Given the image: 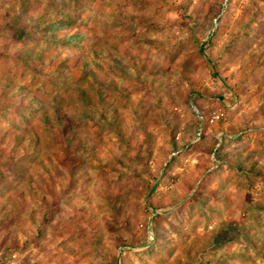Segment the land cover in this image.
<instances>
[{
  "label": "rangeland",
  "instance_id": "1",
  "mask_svg": "<svg viewBox=\"0 0 264 264\" xmlns=\"http://www.w3.org/2000/svg\"><path fill=\"white\" fill-rule=\"evenodd\" d=\"M189 5L182 6L185 13ZM149 6L145 0H130L124 4L126 14H123L121 5L116 4L117 15H123L130 23H126L120 32H107V39L102 36L98 43L91 38L94 27L89 21L82 16L73 19L72 13L66 7L57 8L54 0L43 6V12L34 7L33 0H11V3L0 0V8L11 9L0 15V47L3 49L0 51V99L8 101L18 96L27 100L31 97V105L22 101L14 116L10 104H0L4 122L17 133L8 158L0 164V168L6 170L0 171V201L3 202L0 203V234L3 235L0 252L3 262L13 264V254L19 251L27 253L19 264H90L85 249L111 241L90 236L87 228L80 231L87 224L88 209L85 206L95 214L108 205L114 186L107 183L106 177L115 176L125 184H133L139 179L129 175L135 173V168L127 154L144 132L153 139L149 161L155 155V144L163 147L164 137H153L154 125L148 121L150 113L165 106L175 117L173 123L167 125L174 129L168 133L173 162L176 139L181 135L182 127L185 134L187 131L192 133L190 142L184 147L203 151L212 163L219 160L222 168L228 163L223 157L227 156L225 149L230 142L240 143L247 138V146L238 153L245 164L235 165L234 170L248 178L250 188L257 189L255 195L251 191L246 194L248 215L264 217V188L261 187L264 174L260 173L264 169L255 159L264 153V132H261L264 125L253 123L264 119V10L252 12L242 31L234 35L223 26V17L218 19L214 15L215 6L208 5L207 11L201 6L194 10V22L190 26L184 25L189 28V35L185 36L183 31L171 30L163 6L153 11L156 19L142 16ZM253 7L258 8L255 4ZM57 10L65 19L59 18L61 14L51 19V13ZM34 11L39 14L30 23L27 17ZM184 18L193 19L190 16ZM18 31L21 32L20 39L12 33ZM142 31H147L148 35H141ZM34 33H39V38ZM13 48H16L15 52ZM65 48L72 56L64 55ZM176 50L184 53L179 64L173 55ZM226 51L230 53L227 58ZM100 76L107 77L111 83L112 111L117 115V124L110 136L101 135L97 145L92 142L94 133H90L88 144L74 148V140L65 141L66 150L49 134L38 152L34 149L32 153L21 155L27 132L21 135L16 121L29 117L25 119L28 131L34 126H45L47 131L49 102L54 101L58 93L71 89L79 77H83L80 85L83 88L90 79ZM178 91L188 100L196 98L200 104L182 103L176 95ZM205 101L211 102L207 108L218 107L228 114L227 119L221 116L217 121L219 131L216 136L210 137L209 130L213 125L203 115ZM35 105L40 106V111L34 110L32 106ZM184 108L189 110L193 120L185 122ZM237 119L245 122L244 127L239 129V135L229 137V132L237 131ZM217 145L220 146L218 152L215 151ZM91 153L94 155L89 159ZM4 155L5 151L0 150V159ZM136 155L139 157L142 153ZM152 179L156 186H163V180ZM81 191L84 194H80ZM152 191L154 193L155 188ZM54 193L60 194L59 198L49 204ZM219 196L223 202V192ZM81 213H84L82 218ZM193 215H198L195 209ZM57 217L60 218L58 221ZM33 227L34 235L21 247L17 232L27 235ZM219 232H224L225 236L234 235L231 226L227 231L222 226ZM214 235L211 236L210 251L207 243L201 245L205 251L198 264H264V256L257 253L260 247L251 246L254 240V245L264 247V219L260 221L261 239L243 236L247 245L244 252L231 251L230 246L238 243V238L222 244L214 241ZM165 255L169 264H194L195 260L190 249L178 246Z\"/></svg>",
  "mask_w": 264,
  "mask_h": 264
},
{
  "label": "clouds",
  "instance_id": "2",
  "mask_svg": "<svg viewBox=\"0 0 264 264\" xmlns=\"http://www.w3.org/2000/svg\"><path fill=\"white\" fill-rule=\"evenodd\" d=\"M9 2L11 3V0ZM50 2L53 0H33L34 7H39L40 12H43V6ZM129 2L130 0H94V2L93 0H54L57 8H67L72 13L73 19L82 16L89 21L94 27V34L91 38L96 39L98 43L101 42L102 36L107 39L105 35L107 32H120L126 23H130L123 19V15L116 13V4H120L121 12L126 14L123 6ZM145 3L150 6L141 14L142 16L156 19L152 15L153 11L163 6L168 14L165 18L170 20L171 30L177 33L183 31L185 36L189 35V28L184 25L190 26L194 22L196 19L194 10L201 6H204L205 11L208 5L215 6L214 15L218 19L222 16L223 26L228 27L229 32L234 35L242 31L244 23L247 22L252 12L264 10V0H190V5L189 0H145ZM254 4L258 8L253 7ZM184 5H189L186 13L182 7ZM5 11H11V9L0 8V15ZM38 14L35 11L30 12L27 17L28 21L34 22ZM189 16L193 19L184 18ZM56 18V14L51 13V19ZM59 18L65 19L63 15ZM201 19H203L202 16ZM140 34L147 36L148 32L142 31ZM34 35L37 38L40 36L39 33H34ZM18 47L19 45L16 46ZM16 48L12 51L15 52ZM0 51H3L2 47ZM63 51L65 56H72L67 48ZM161 51H163L162 48ZM229 54L226 51L225 57L227 58ZM173 55L177 58V64L184 59V53L181 50H176ZM82 80L83 77H79L73 82L71 89L58 93L54 101L49 102L47 131H45V126L40 128L34 126L28 131L25 119L29 117L16 121L21 135L27 132V140L21 155L32 153L34 149L38 152L43 146L42 141L48 138L49 134L66 150L65 141L74 140V148L81 144H88L90 133H94L92 142L97 145L100 143L101 135L110 136L117 124V115L112 111L111 83L105 76L93 77L81 88ZM176 95L182 103L200 104L196 98L188 100L181 96L179 91ZM22 101L31 105V97L23 100L18 96L8 101L0 99V104H10L14 116L16 107ZM210 103V101L203 102L205 107L203 115L205 120H210L213 125V128L209 130L211 137L216 136L219 131L217 121L221 116L227 119L228 114L218 107L207 108ZM32 107L35 111H40L39 105ZM183 112L185 122L193 120L188 109L184 108ZM174 120L175 117L167 106L150 113L148 122L154 125L153 137L163 136V147L156 143L155 155H152L149 161V156L153 152V139L149 138L148 132H144L127 154L135 168V173H129V175L138 176L139 179L133 184H125L117 180L115 176H108L106 177L107 183L114 186L108 205L102 206L104 210L95 214L90 207L85 206L88 209L87 224L81 227L80 231L83 232L87 228L90 236L103 237L105 241H111V243L92 245L85 249L89 255L90 264H169L165 252L177 246L190 249L195 258L194 264H198L205 251L201 245L207 243L209 245L207 250L210 251L211 236L218 235L222 226L225 231L231 226L234 236L238 238L239 242L230 246L232 252L245 251L247 245L243 239L244 235L261 239L260 221L264 217L259 215L250 217L246 204V194L251 191L255 195L257 189L250 188L248 178L234 170L235 165L245 164V160L239 157L238 153L247 146V138L240 143L230 142V146L225 149L227 156L223 157L228 163L222 168L219 160L212 163L203 151H192L184 147L190 142L192 133L187 131L185 134L186 130L182 127L181 135L176 139L177 148L175 162H173L174 157L171 155L172 147L168 133L174 129L167 125L173 123ZM235 123L237 131L229 132V137L239 135V129L244 127L245 122L237 119ZM253 123L264 125V119L253 121ZM225 131H227V126H225ZM261 132H264V127H261ZM16 135L15 130L9 129L7 123L4 122V117L0 115V150L5 151L0 164L3 163V159L8 158L7 153L14 147L13 137ZM253 147L256 145L254 144ZM219 150L220 146L217 145L215 151ZM136 153H142V155L137 157ZM92 155L94 153L89 155V159ZM255 159L259 161V167L264 169V153L258 154ZM141 160L142 163L139 162ZM0 171L6 170L0 168ZM152 178L163 180V186H156ZM261 187L264 188V185ZM153 188H155L154 193ZM221 192L224 194L223 202L220 201ZM80 194L84 193L81 191ZM59 195L54 193L53 197L49 198V204L53 199H58ZM0 203L3 202L0 201ZM193 209L198 212V215H193ZM82 217L84 213H81ZM59 219L57 217V221ZM109 228L111 231L108 230ZM34 233V227L27 235L17 232L16 238L20 246L23 247L25 241L29 240ZM0 239H3L2 234H0ZM30 251L35 253L34 249L30 248ZM23 255L27 253L15 252L13 264H19Z\"/></svg>",
  "mask_w": 264,
  "mask_h": 264
},
{
  "label": "trees",
  "instance_id": "3",
  "mask_svg": "<svg viewBox=\"0 0 264 264\" xmlns=\"http://www.w3.org/2000/svg\"><path fill=\"white\" fill-rule=\"evenodd\" d=\"M55 14H56V17H58L60 14L62 15V13L60 11H58V10L55 11ZM36 28L38 29V27H36ZM39 29H40V27H39ZM12 33H13V36L16 39H20L21 38V32L18 31L17 33L16 32H12ZM260 173L263 176L264 172L263 171H260ZM213 238H214V241L215 242H219V243L225 244V243H227V242H229L231 240H234L236 237L234 235L225 236V233L224 232H219V234L218 235L217 234L214 235ZM251 242H252V245H251V243H250V245L252 247H256L257 248L256 245H258L260 247L259 248L260 250H258L257 253H259V254H261V255L264 256V247L261 244H255L254 245V243H255L254 240H252Z\"/></svg>",
  "mask_w": 264,
  "mask_h": 264
},
{
  "label": "built area",
  "instance_id": "4",
  "mask_svg": "<svg viewBox=\"0 0 264 264\" xmlns=\"http://www.w3.org/2000/svg\"><path fill=\"white\" fill-rule=\"evenodd\" d=\"M0 264H7V263H5V262L2 261V254H1V252H0Z\"/></svg>",
  "mask_w": 264,
  "mask_h": 264
}]
</instances>
